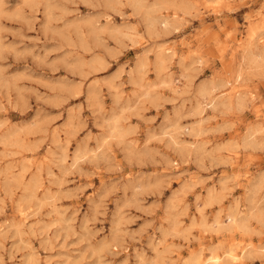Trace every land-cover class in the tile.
Wrapping results in <instances>:
<instances>
[{
	"label": "clouds",
	"instance_id": "9594fccd",
	"mask_svg": "<svg viewBox=\"0 0 264 264\" xmlns=\"http://www.w3.org/2000/svg\"><path fill=\"white\" fill-rule=\"evenodd\" d=\"M0 264H264V0H0Z\"/></svg>",
	"mask_w": 264,
	"mask_h": 264
}]
</instances>
